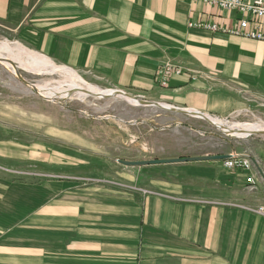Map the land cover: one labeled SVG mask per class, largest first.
Here are the masks:
<instances>
[{
  "label": "crops",
  "instance_id": "1",
  "mask_svg": "<svg viewBox=\"0 0 264 264\" xmlns=\"http://www.w3.org/2000/svg\"><path fill=\"white\" fill-rule=\"evenodd\" d=\"M238 17L202 0H0V27L29 49L220 119L264 102V42L189 23L232 28ZM165 63L206 76H175L161 88ZM251 140L264 163V137ZM19 147L27 150L0 149V264H264L261 176L252 190L251 172L220 161L116 162L108 179L98 161Z\"/></svg>",
  "mask_w": 264,
  "mask_h": 264
},
{
  "label": "rangeland",
  "instance_id": "2",
  "mask_svg": "<svg viewBox=\"0 0 264 264\" xmlns=\"http://www.w3.org/2000/svg\"><path fill=\"white\" fill-rule=\"evenodd\" d=\"M0 40L19 42L3 27H0ZM68 68L77 72L88 84L101 89H118L91 73ZM21 75L32 84L62 80L57 74L35 76L21 71ZM123 91L157 101L133 91ZM193 120L189 116L153 108L134 107L121 99L88 98L85 101L50 102L32 93L29 86L0 64V149L9 148L12 154H17L14 150H27L18 148V145L29 148L49 146L53 152L68 156L71 163L76 159L100 162L102 166L99 170L103 173L100 176L107 175L110 179L111 163H119L118 160L163 159L159 157L175 153L224 155L223 152L232 149L238 151L244 147L253 155L252 147L255 144L251 139L264 137L252 135L240 139L226 136L206 121ZM221 120L230 124H264V102L256 108ZM179 122L184 124L183 127ZM220 162L224 166V161ZM91 172L86 174L92 176Z\"/></svg>",
  "mask_w": 264,
  "mask_h": 264
},
{
  "label": "bare ground",
  "instance_id": "3",
  "mask_svg": "<svg viewBox=\"0 0 264 264\" xmlns=\"http://www.w3.org/2000/svg\"><path fill=\"white\" fill-rule=\"evenodd\" d=\"M0 64L8 68L15 76L21 71L35 76L60 75L62 80H49L33 84L41 95L53 102L85 101L88 98H95V96H97L95 99H101V96L110 95L113 92V90L101 89L86 83L77 72L68 67L57 65L47 56L31 50L19 42L0 40ZM29 90L34 93L33 88L29 87ZM132 104L134 103H130V105ZM211 120L218 127L233 130L232 136L240 139L249 137L252 132H264V124L259 122L230 124L218 118H211Z\"/></svg>",
  "mask_w": 264,
  "mask_h": 264
},
{
  "label": "built area",
  "instance_id": "4",
  "mask_svg": "<svg viewBox=\"0 0 264 264\" xmlns=\"http://www.w3.org/2000/svg\"><path fill=\"white\" fill-rule=\"evenodd\" d=\"M203 3L217 7L227 12L238 14L234 27H221L213 22H191L190 28H200L211 32H222L232 36L264 42V0H202ZM189 76L195 80L206 75L201 71H191L170 63L163 64L156 75L160 87L166 88L171 78L175 76ZM227 122V121H226ZM229 123V122H228ZM230 159L224 161V166L230 170L242 169L251 172L247 179L250 189H256V176L264 179V163L250 152H231ZM256 214L264 217V206L255 210Z\"/></svg>",
  "mask_w": 264,
  "mask_h": 264
},
{
  "label": "water",
  "instance_id": "5",
  "mask_svg": "<svg viewBox=\"0 0 264 264\" xmlns=\"http://www.w3.org/2000/svg\"><path fill=\"white\" fill-rule=\"evenodd\" d=\"M17 77L24 82L27 86L30 88H33V91L36 95H38L40 98L53 102L50 99L45 98L43 95H41L38 90L36 89L35 85L32 83L26 81L21 73H17ZM113 90L112 94L101 96V99H123L127 101L130 105V103H134L131 106L134 107H142V108H153L159 111L168 112L172 114L177 115H183V116H189L194 119H201L203 121H206L208 124L216 127L219 129L222 133H224L226 136H232L234 134V131L229 128H223L218 127L214 122L211 120V118H217L215 116H211L209 114L202 113L197 110L188 109V108H181L176 107L171 104L158 102V101H150L146 100L141 97H137L134 95H131L130 93H127L120 89H109ZM99 97V96H98ZM97 98V96H95ZM60 103V102H55ZM219 119V118H218ZM252 135H262L264 136V132L258 131V132H252L249 134V136ZM235 137V136H232ZM231 156L229 154L224 155H206V156H197V157H187V158H163V159H153V160H144V161H127V160H118V162L124 166L127 167H141V166H149V165H161V164H173V163H187V162H201V161H225L230 159Z\"/></svg>",
  "mask_w": 264,
  "mask_h": 264
}]
</instances>
